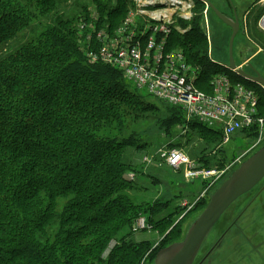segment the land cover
<instances>
[{
    "label": "trees",
    "instance_id": "1",
    "mask_svg": "<svg viewBox=\"0 0 264 264\" xmlns=\"http://www.w3.org/2000/svg\"><path fill=\"white\" fill-rule=\"evenodd\" d=\"M69 1L0 0V264H143L152 244L135 238L139 217L163 231L192 202L184 206L181 195L154 175L137 178L145 172L126 159L127 148H150L159 158L163 147H189L195 136L202 152L224 136L170 107L159 120L170 147L147 144L134 133L127 137L128 118L160 108L147 103L123 72L93 64L88 55L99 50L96 32L120 26L135 3L112 0L119 2L113 10L100 0L73 7ZM195 13L187 32L172 31L167 50L182 49L201 69L200 88L215 74L234 73L207 56L203 11ZM82 26L94 33L90 43L82 44ZM19 38L25 42L13 48ZM241 81L264 108V88ZM220 162L202 160L208 169ZM132 173L136 180H127ZM32 202L39 208L29 220L23 210L28 213ZM112 240L118 243L104 258Z\"/></svg>",
    "mask_w": 264,
    "mask_h": 264
},
{
    "label": "rangeland",
    "instance_id": "2",
    "mask_svg": "<svg viewBox=\"0 0 264 264\" xmlns=\"http://www.w3.org/2000/svg\"><path fill=\"white\" fill-rule=\"evenodd\" d=\"M100 1L103 4H108L107 6H111L113 10L118 7L119 3H113L112 0ZM133 1V3H135V8L131 7L130 12L128 16L125 17L126 19L124 20V22H122V24L117 28H113L112 31L111 29L109 31L105 30L108 31V34L112 37L116 36L117 30L121 28L123 29L126 26L129 19H132L133 21L130 24V28H132L134 25H139L140 28H143L148 24L149 20L146 17L137 16L138 2L136 0ZM207 1L212 2L225 14H229L228 8L226 7V0ZM256 1L257 0L249 1V5H253V3H255ZM77 2L80 4H85V2H88V4L94 5L98 1L96 0L95 2V0H73L69 1L67 6L73 7ZM131 5L133 4H130V6ZM159 9L166 8L150 7L148 10L155 11ZM245 9H247V7ZM198 10L203 11V28H205L204 30H210V36H207V56L211 57V60L215 64L219 63L216 62L218 60L229 63L230 55L228 42L231 35L230 30L222 26V24L219 22L220 20H217V17L213 13V11L204 2H200V5H195L192 11L189 10L183 12L180 10V13L178 12L179 15L177 11L176 13L175 11H173L175 14H177V16H174V14L172 18L177 22V24L179 23L178 21H180L179 25L181 29L183 31H186L191 28L190 22L194 19L193 17L196 16L195 12H198ZM61 12L58 13L59 16L62 15ZM65 12H71L70 8L66 9ZM148 14L151 13L148 12ZM184 16H191V21L183 19ZM172 18L170 17L171 20ZM50 20L54 21L55 17H51ZM181 21H183V23ZM258 21V23L256 22V29L252 32V34H250V37L252 40L256 41V43L259 44L262 49L254 48L252 52L245 50V46L242 43L243 39L240 38V44H238L236 48H234V56L236 55L237 61L241 64L246 57L251 56L253 53H258L257 55L259 56L253 57L255 59L252 60L253 62L257 61V64L259 65L257 66V69H259L262 76H264V24L261 25L262 21L264 22V16H261ZM44 24L48 25L46 21ZM86 29H84V31L82 32V35H84V37L82 38V44H87L90 38L91 40L94 38L93 31L88 29L87 31ZM217 33L220 36L218 38H215ZM24 42L25 41L23 38L15 40L13 42V48L20 46ZM224 73L228 74L232 78V80L235 81V83L243 82L241 81L242 78L239 77L235 72L233 75L226 72ZM132 84H130L131 89H136ZM207 85L208 84L205 83L203 86H200V88H198L201 91L206 89V91L204 90L206 95H212L214 91L212 89H208ZM251 85L255 86L252 83ZM247 88L254 90L250 87ZM141 92L142 93L139 92L140 96L144 98L147 103L153 104L160 108V111L154 113L152 111L145 113L144 115H136L134 118H128V123L127 126L125 125L126 130L124 131V133L127 134V137L134 133V135L138 138H141L142 140L144 139V142L147 144H157L160 146L165 144L170 147L168 143L170 141L168 139L165 142L162 141L163 130L162 128H159V120L167 117L168 114H171L170 110H168V108L170 107L178 109L181 112L183 110H181V108L179 107L170 105L168 102L164 103L160 100H157L156 98L150 96L145 90H141ZM259 107L260 106L258 105L259 117L262 119L264 124V108L259 109ZM186 120L188 122L193 121L191 119ZM184 130L188 131V128ZM199 139V137L196 138L195 136L191 141L189 147L175 149L184 152V155H186L187 157L188 164H190L191 162H196L200 165V167L205 169V171L213 172L214 174L212 175V177L208 178L207 180L199 177L198 179L191 180L189 182L186 179V167L188 166L187 163L181 164L176 168L168 167L166 161L163 158H160V156L158 158L156 156L157 153L155 154V151L152 152L150 148L141 151L135 148H127L126 159L129 160L130 163L132 162L135 166L137 165L140 166V168H143L142 170H144L145 172L144 175L142 174V176H139L137 178L142 177L149 180L148 174L154 175L155 177L160 178L163 181V185H166L169 190L172 186L175 193L181 195L180 198L183 200V204H186L188 206L189 202H192L191 206H189V208L186 209L183 214L180 215L178 213L179 216L178 218H176L177 220L175 221V223H173L171 226H168L165 230H154L148 221L149 229L147 231L138 232L135 235L137 242L140 243L148 241L149 244H152L150 250H148L147 252L148 254L145 257L143 264H152L153 256L156 253L158 255L161 250H164L173 245V242L179 239L180 235L184 236L185 239L190 228L196 223L198 218L206 209V204L209 202L215 189L217 191L222 186V184L226 182V180L231 176L235 169L237 170L242 163L246 162L255 153H257V151L264 147V135L260 136V133L258 131H255V129H243L235 136H233V138L227 144H225L223 141L220 145H216L214 149H209L205 152L199 151V148H201L202 145V140ZM166 150H168V148H166L165 151ZM211 157L221 160V162L219 163L220 165H217L218 168L212 166V168L208 169L205 168L207 166L204 167V165L202 164V160L204 158ZM222 159L224 160L222 161ZM228 168H230V170H227ZM127 180H136V175L133 173L128 174ZM147 180L144 184L147 183ZM171 182H173L174 184ZM157 193L158 191H152V195ZM133 194L135 195L134 192ZM158 194L162 196V192H159ZM156 196L158 197V195ZM197 205L199 206L198 209ZM204 205L206 206L204 207ZM28 206V213L25 214V210H23V215L30 220L31 218L35 217V214H37L39 203L32 202ZM141 218H145L147 220L145 216H140L139 219ZM180 232L182 233L180 234ZM117 243L118 242H116L115 240H112L109 243L104 252V258L107 257L112 252V250H114ZM194 264H264V180L260 185H258V187H256L250 193L241 197L238 201H236V203L231 206L229 210H227L224 217L217 223L213 231L208 236Z\"/></svg>",
    "mask_w": 264,
    "mask_h": 264
},
{
    "label": "built area",
    "instance_id": "3",
    "mask_svg": "<svg viewBox=\"0 0 264 264\" xmlns=\"http://www.w3.org/2000/svg\"><path fill=\"white\" fill-rule=\"evenodd\" d=\"M136 1L137 16L146 17L148 24L143 28L139 25L130 28L133 21L129 19L123 29L116 31L115 37L109 35L105 31L107 29L96 32L99 50L89 53L91 62H103L117 68L139 90H145L157 100L181 108L188 120H196L209 128L221 130L225 144L243 129H255L260 136L264 135V124L258 112L259 96L255 90L240 82L235 83L228 74L219 73L213 75L208 83L213 94L206 95L197 86L202 77L201 69L189 63L182 49L167 50L172 31L181 34L188 31H183L172 16L176 11H192L195 0H164L168 6L162 3L163 0ZM150 7H169L175 13L160 12L164 9L149 11ZM183 19L191 21V16H184ZM81 29L84 31L85 26ZM165 149L159 150L158 154L168 167L176 168L187 163L186 179L189 182L199 177L207 180L214 174L205 171L196 162L188 164L183 151ZM148 225V220L141 218L135 230L147 231Z\"/></svg>",
    "mask_w": 264,
    "mask_h": 264
},
{
    "label": "water",
    "instance_id": "4",
    "mask_svg": "<svg viewBox=\"0 0 264 264\" xmlns=\"http://www.w3.org/2000/svg\"><path fill=\"white\" fill-rule=\"evenodd\" d=\"M200 1L204 2L224 24L233 29L229 49V64L225 67L235 72L239 77L264 88V77L252 65L250 66L256 75L248 74L236 64L234 40L238 34V24L230 22L229 18L221 14L212 2ZM262 24H264L263 21ZM263 179L264 147L231 174L226 182L212 195L206 209L190 228L185 239L161 250L156 257L155 264H194L217 222L221 220L236 201L251 192Z\"/></svg>",
    "mask_w": 264,
    "mask_h": 264
},
{
    "label": "flooded vegetation",
    "instance_id": "5",
    "mask_svg": "<svg viewBox=\"0 0 264 264\" xmlns=\"http://www.w3.org/2000/svg\"><path fill=\"white\" fill-rule=\"evenodd\" d=\"M251 1V0H249ZM249 1L248 0H226L227 2V8H228V13L229 14H225L223 11H221L220 9H218L221 14H223L224 16H226L227 18H229L230 22H232L233 24H238V34L234 40V48H236V46L238 44H240V38H242V43L245 46V50H248L250 52H252V50L254 48H261L259 44L256 43V41L252 40L250 37V34H252V32L256 29V24L259 22V18H261V16H264V0H257L255 3H253V5H249ZM247 7V9H245ZM216 16V15H215ZM217 17V16H216ZM217 20L219 21L220 19L217 17ZM222 26H224L225 28H228L230 30V38H229V49H230V41H231V37L233 35V29L230 26H227L226 24H224L221 20L219 21ZM257 22V23H256ZM258 26V25H257ZM207 32H210V30H207ZM219 33V31H218ZM217 33L215 38H218L220 35ZM245 41V42H244ZM258 53H253L251 56L246 57L243 61V63H239L237 61L236 55L234 56V59L236 61V64L238 65V67L242 66V69L247 72L248 74L251 75H256L254 70L251 68L250 65H252V67L255 68V70L257 72H259L261 74V71L259 69H257L259 66L257 64V61L253 60ZM230 58V56H229ZM253 59V60H252ZM264 59V57H263ZM252 60V61H251ZM229 64V63H228ZM246 69H244V68ZM262 75V74H261ZM264 77V76H262Z\"/></svg>",
    "mask_w": 264,
    "mask_h": 264
},
{
    "label": "bare ground",
    "instance_id": "6",
    "mask_svg": "<svg viewBox=\"0 0 264 264\" xmlns=\"http://www.w3.org/2000/svg\"><path fill=\"white\" fill-rule=\"evenodd\" d=\"M164 2V4H167V2H165L164 0L162 1V3ZM167 6H168V4H167ZM166 6V7H167ZM169 8V7H168ZM171 10V11H170ZM160 12H162V13H172L173 12V10L172 9H164V10H162V11H160Z\"/></svg>",
    "mask_w": 264,
    "mask_h": 264
},
{
    "label": "crops",
    "instance_id": "7",
    "mask_svg": "<svg viewBox=\"0 0 264 264\" xmlns=\"http://www.w3.org/2000/svg\"><path fill=\"white\" fill-rule=\"evenodd\" d=\"M208 36H210V33L208 32ZM218 64H220L221 66H224V65H227L228 64V62H223V61H221V60H218V61H216ZM240 68H242V66L240 67ZM196 180V179H195Z\"/></svg>",
    "mask_w": 264,
    "mask_h": 264
}]
</instances>
